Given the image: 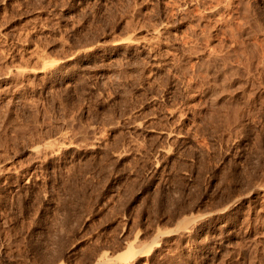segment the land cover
<instances>
[{"label":"rangeland","instance_id":"1","mask_svg":"<svg viewBox=\"0 0 264 264\" xmlns=\"http://www.w3.org/2000/svg\"><path fill=\"white\" fill-rule=\"evenodd\" d=\"M0 64V264H264V0H0Z\"/></svg>","mask_w":264,"mask_h":264},{"label":"bare ground","instance_id":"2","mask_svg":"<svg viewBox=\"0 0 264 264\" xmlns=\"http://www.w3.org/2000/svg\"><path fill=\"white\" fill-rule=\"evenodd\" d=\"M4 15V14H3ZM6 17V16H5ZM9 20V19H8ZM163 25H164V23H163ZM162 25V28H161V30H158L157 32H155V34H154V36H153V38H151V39H153V41L154 42H158V45L160 46L159 48H158V50H156L157 51V53L156 54H154V56H156V57H158V58H160L161 57V55L166 51V49H167V43H166V41L165 40H162V37L163 38H171L172 37V30H171V28L169 27V26H167V25H165V26H163ZM172 26V25H171ZM176 32V31H175ZM55 37V36H54ZM128 37V36H127ZM126 38V37H125ZM147 38V37H146ZM150 38V37H149ZM60 40H61V38H60ZM143 40V39H142ZM155 40H157V41H155ZM123 41V40H122ZM124 41H126V43L125 44H127V45H125V46H127V47H129V46H132L133 45V43H135V42H138V41H140V40H136V39H134L133 37H129V38H127V39H125ZM121 42V41H120ZM138 44V43H137ZM150 44V43H149ZM155 44V43H154ZM154 44H150L149 46L151 47V49H152V47L154 46ZM61 45V44H60ZM121 45V44H120ZM153 45V46H152ZM156 45V44H155ZM134 46H135V44H134ZM162 46V47H161ZM122 47V46H121ZM142 47H147L146 46V44H144V45H142ZM156 47V46H155ZM133 48V47H132ZM3 50V49H2ZM7 50V49H6ZM154 50V49H153ZM36 52V51H35ZM154 52V51H153ZM167 52V51H166ZM5 53V52H4ZM166 54V53H165ZM37 55V54H36ZM5 56H7V55H5ZM22 58V57H21ZM46 58V57H45ZM41 59V58H40ZM17 60V59H16ZM6 61H7V59H6ZM12 61V60H11ZM20 61V60H19ZM48 61V62H47ZM43 62H44V65L43 66H45V64L47 65V63L49 64V60H47L46 59V61L45 60H43ZM53 62V61H52ZM52 62H50V63H52ZM56 62V61H55ZM7 63H9V62H7ZM11 63V62H10ZM17 63V62H16ZM6 64V63H5ZM14 64V63H13ZM55 64V63H54ZM4 65V64H3ZM9 65V64H8ZM15 65V64H14ZM51 65V64H50ZM53 65V64H52ZM0 66H2V64H0ZM20 66V65H19ZM49 66V65H48ZM3 67V66H2ZM2 67H0L1 69H0V71L2 70ZM8 68L7 66H4V68ZM47 67V66H46ZM3 68V69H4ZM5 68V69H6ZM10 68V67H9ZM25 68V66H23V69ZM18 69H21V68H18ZM40 69V68H39ZM55 69V68H54ZM27 70V69H26ZM26 70H23V71H26ZM3 72H0V74L1 75H3V73H5L4 72V70H2ZM20 72H22V71H20ZM28 72V71H27ZM34 72V71H33ZM7 73H12V69L10 68V69H7V72L4 74V75H6ZM15 74V73H14ZM18 74V73H17ZM7 76H8V74H7ZM3 77V76H2ZM12 79V78H11ZM19 79V78H18ZM43 80V79H42ZM12 83V82H11ZM74 85V84H73ZM54 86V85H53ZM51 95V94H50ZM53 95H55V94H53ZM52 96V95H51ZM218 115V114H217ZM167 136V135H166ZM37 149V148H36ZM35 149V150H36ZM34 150V149H33ZM39 150V149H38ZM47 150V149H46ZM58 151V150H57ZM45 152V151H44ZM37 153V152H36ZM41 155V154H40ZM46 157V156H45ZM52 158V157H51ZM56 158V157H55ZM39 159V158H38ZM155 167V166H154ZM8 170V169H7ZM257 188V187H256ZM259 188V187H258ZM253 189V188H252ZM250 194V193H249ZM247 196V195H246ZM255 201H256V199H254ZM256 204H255V206H253V210L256 212L257 211V213H259L258 211H261V210H264V200L262 199V200H258V202L256 201L255 202ZM230 205V204H229ZM228 206V205H227ZM226 206V207H227ZM233 206V205H232ZM226 207H225V209H226ZM229 207V206H228ZM224 209V210H225ZM67 216V215H66ZM259 216V215H258ZM247 218V217H246ZM251 218V217H250ZM250 218H249V215H248V218H247V220H250ZM199 220V217H189V218H182L180 221H178V224H177V228H176V230L177 229H179V228H188V227H192L193 225H195L196 223H197V221ZM254 220V219H253ZM56 221V220H55ZM256 221V220H255ZM259 221V220H258ZM261 221V220H260ZM249 224H250V221H247V224H246V227H245V231L243 232V233H245V234H247L248 233V229H250V226H249ZM252 224V223H251ZM255 224V223H254ZM252 226V225H251ZM255 228V227H254ZM72 229V228H71ZM257 230V229H256ZM254 231V230H253ZM166 232L167 231H165V232H161V235H163V234H166ZM239 232V231H238ZM68 233V232H67ZM168 233V232H167ZM228 235V234H227ZM165 236V235H164ZM59 237V236H58ZM63 238V237H62ZM157 238H158V235H157ZM158 240V239H157ZM156 239H155V242H159V240L157 241ZM165 240V239H164ZM246 240V239H245ZM63 241V240H62ZM53 242V241H52ZM258 242V241H257ZM58 243V242H57ZM226 244V243H225ZM249 245V244H248ZM252 245V244H251ZM243 246H244V244H243ZM255 246V245H254ZM258 246V245H257ZM253 247V246H252ZM246 248V247H245ZM260 248V247H259ZM52 249V248H51ZM126 250V251H125ZM123 252H120V253H112V254H109V253H107V251L106 252H102L103 254H100V256L92 263V264H119V260H121V262L123 261V259H125V261H127L128 259H136V258H138V257H141L142 256V254L144 253V250H143V247H135L133 244H131V245H129L126 249H125ZM98 253V252H97ZM225 255V254H224ZM60 256V255H59ZM231 256V255H230ZM62 257V256H61ZM254 259V258H253ZM253 259H252V261H253ZM251 260V259H250ZM261 260V259H260ZM259 260V261H260ZM264 261V260H263ZM57 264V263H56ZM58 264H61V263H58ZM63 264V263H62ZM123 264V263H122ZM228 264V263H227Z\"/></svg>","mask_w":264,"mask_h":264}]
</instances>
